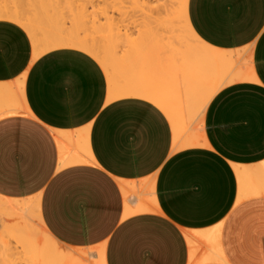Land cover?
<instances>
[{
    "label": "crops",
    "instance_id": "1",
    "mask_svg": "<svg viewBox=\"0 0 264 264\" xmlns=\"http://www.w3.org/2000/svg\"><path fill=\"white\" fill-rule=\"evenodd\" d=\"M187 19L253 78L218 90L202 145L176 151L155 105L107 102L93 58L74 49L35 57L27 33L0 21V196L35 198L63 251L90 249L102 264H264V191L252 194L264 187V0H188ZM235 166L249 175L240 201ZM147 202L152 211L125 217V206Z\"/></svg>",
    "mask_w": 264,
    "mask_h": 264
},
{
    "label": "bare ground",
    "instance_id": "2",
    "mask_svg": "<svg viewBox=\"0 0 264 264\" xmlns=\"http://www.w3.org/2000/svg\"><path fill=\"white\" fill-rule=\"evenodd\" d=\"M187 2L149 0L146 10L154 28L140 31L135 37L127 25L121 29L120 25L109 22L103 30L106 35L102 31L97 39L93 36V21H89L87 28L90 33L81 36L75 30L57 25L48 16V8L54 6L46 0H0V20L19 25L29 35L35 57L58 49H74L93 58L107 76V102L138 97L155 105L171 125L173 150L176 151L202 145V117L218 90L232 82L253 78L250 69H234V56L211 49L195 35L187 19ZM74 14L83 25L85 9L76 8ZM71 25L72 28L76 26L75 23ZM120 49L122 53L118 55ZM239 167L234 168L240 186L238 201L247 196L244 185L249 177ZM259 186L262 188V183ZM120 187L127 198L129 188L123 183ZM262 191L264 187L252 194L257 196ZM38 204L35 198L13 200L0 196V264H102V260L89 261L91 252H87L90 249H85L87 252L78 249L76 254L63 251L44 228ZM154 207L152 202L136 208L125 206L124 214L126 217L149 212ZM186 239L194 254L193 238L187 235ZM95 250L99 259L101 250ZM210 258L219 260L218 256Z\"/></svg>",
    "mask_w": 264,
    "mask_h": 264
},
{
    "label": "rangeland",
    "instance_id": "3",
    "mask_svg": "<svg viewBox=\"0 0 264 264\" xmlns=\"http://www.w3.org/2000/svg\"><path fill=\"white\" fill-rule=\"evenodd\" d=\"M46 1L48 3L51 2L50 4L54 6L53 7L54 9L48 8L49 9L48 16L51 17V19L53 18L52 20L57 25L62 26V28H65V29L75 30L81 36L84 34L90 33V30H88L90 26L89 21H93L94 23L95 33L93 36H95L97 39H100V37L102 36L101 35L102 31L103 30L105 31L106 27L110 23H113L114 25L116 24L117 26L120 25L121 29L123 26L127 25V27L130 29L129 32L131 33L132 37L137 36V34L140 31H146L148 29L154 28L153 24H151L152 21H150L149 19V13L146 10V6L148 5L149 0H140V1L134 0L133 2H130L129 0H83V1L82 0H67L68 2L65 0H46ZM132 3H135V5ZM81 7L85 9V16H86L85 23H83V25H82V22L76 19L77 17L74 14L75 9L81 8ZM147 14H148V17H147ZM73 17L75 19H73ZM72 20L75 22H73ZM0 21H7V20H0ZM133 21H134V24H133ZM130 22L132 24H129ZM71 23L72 24L75 23L76 26L78 27L73 26L72 28ZM87 24L88 26H85ZM104 34L105 32L103 33V35ZM32 50H33V45H32ZM118 52H119L118 55H120L122 53L121 49L118 50Z\"/></svg>",
    "mask_w": 264,
    "mask_h": 264
}]
</instances>
